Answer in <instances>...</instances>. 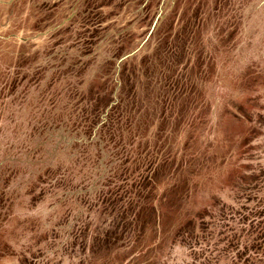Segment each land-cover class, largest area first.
Listing matches in <instances>:
<instances>
[{"label":"rangeland","instance_id":"obj_1","mask_svg":"<svg viewBox=\"0 0 264 264\" xmlns=\"http://www.w3.org/2000/svg\"><path fill=\"white\" fill-rule=\"evenodd\" d=\"M178 1L0 0V264H264V0H193L186 20ZM114 55L147 105L184 57L121 161L68 85ZM136 153L138 183L122 171ZM139 193L163 217L112 248Z\"/></svg>","mask_w":264,"mask_h":264},{"label":"trees","instance_id":"obj_2","mask_svg":"<svg viewBox=\"0 0 264 264\" xmlns=\"http://www.w3.org/2000/svg\"><path fill=\"white\" fill-rule=\"evenodd\" d=\"M153 3L154 0H147L145 6L151 9ZM177 4H183L182 10L184 11V19L186 20V15L190 12L191 6L195 3H193V0H179ZM168 20L169 16L167 14L156 29L158 35L167 36L172 32L174 28L173 25L170 26L169 29L164 30V26H167L166 21ZM115 56L118 55L104 58L101 61L103 64L100 69L101 71L89 75L88 79H84L83 82L79 84L78 88L73 84L75 81L70 82L68 85H70L71 89H76V98L73 100H79L83 106L80 110L81 114H83L82 118L85 120L83 128L89 129L87 124L101 121L100 127H96L97 133H102V131L104 133V130H106L105 137L107 138L102 140L99 137V140H105L110 148H112L111 152L115 154L116 160L121 161L123 157L127 156L130 152L126 149V147L130 146V142L129 138L124 137L126 136L124 135V131L127 133L130 132V129L128 130L126 127L129 123L130 125L134 123V115H139V117L140 115H144L147 111L146 108L149 107L148 105H151L149 108L154 112L155 116L160 114L163 110L166 111L167 104L170 105V103L173 102V95L178 87L177 84L173 82L179 77L177 68L184 65V57L179 56L173 59L171 67L168 69L170 75L156 82L159 88L154 92L151 90V104L149 103L147 105L144 97L140 96V88L142 86L141 75L140 79H138L137 75H133V73L130 72L127 73L126 68L123 67H121L119 73L115 75ZM72 78L77 79L78 77L73 75ZM170 81L173 82L168 86ZM87 85L88 88L86 89L84 86ZM87 131L92 132L93 127H90V130L82 131L89 140L88 143H90L92 142V138H89L90 135ZM136 138L138 139L139 135H136ZM125 152L126 154L124 155ZM131 152H133L132 149ZM128 162L132 168H125L122 169V171L128 176V181L138 183L141 177L139 174L140 161L138 153L135 154L132 160L129 157ZM138 186L139 189H142L140 184ZM120 213V219L122 221L107 239V243L110 244L109 246H112V248L117 247L118 243L129 234V237L136 238V241L139 234L144 235L145 232L152 230L153 227L160 223L163 217L161 206L157 205L154 196L150 193L146 196H141V193H139L136 195L135 199L131 196L126 197L123 201Z\"/></svg>","mask_w":264,"mask_h":264}]
</instances>
